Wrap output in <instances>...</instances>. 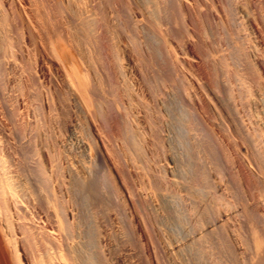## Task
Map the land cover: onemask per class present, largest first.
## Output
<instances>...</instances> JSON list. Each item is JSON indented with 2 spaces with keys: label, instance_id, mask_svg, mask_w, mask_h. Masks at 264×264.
I'll return each mask as SVG.
<instances>
[{
  "label": "bare ground",
  "instance_id": "6f19581e",
  "mask_svg": "<svg viewBox=\"0 0 264 264\" xmlns=\"http://www.w3.org/2000/svg\"><path fill=\"white\" fill-rule=\"evenodd\" d=\"M70 99L80 115L66 119ZM168 113L190 168L186 190L174 188L158 128L156 181L181 200L190 239L187 255L170 252L264 264V0H0V264H160L142 203L157 211V193L142 200L137 161ZM97 157L132 235L118 253L95 218L94 252L76 240L71 192Z\"/></svg>",
  "mask_w": 264,
  "mask_h": 264
},
{
  "label": "rangeland",
  "instance_id": "374dc122",
  "mask_svg": "<svg viewBox=\"0 0 264 264\" xmlns=\"http://www.w3.org/2000/svg\"><path fill=\"white\" fill-rule=\"evenodd\" d=\"M151 42V43H150ZM153 41L152 40H150L149 38H147L146 39V43H147V45H149V46H151V47H149V49L151 48L152 49V46L154 47V42L152 43ZM148 47L146 48V45H145V48L148 50V51H150L149 49H148ZM154 49V48H153ZM152 49V50H153ZM154 51V50H153ZM17 63H20V62H17ZM9 76H11V75H9ZM72 101V102H71ZM71 103V104H70ZM105 105H107V104H105ZM75 107V108H74ZM3 108H4V110H5V105L3 104ZM74 108V109H73ZM77 108V106H75V103H74V101L73 100H69L67 103H66V105H64V110L67 112V114L66 115H64L65 116V118L67 119V115L69 116V114H70V116L68 117V119H71L72 117H75L76 115H80V111L78 110V108ZM151 109V108H150ZM70 110H73V111H71L70 112ZM74 112V113H73ZM76 113V114H75ZM151 113V112H150ZM152 114V113H151ZM73 115V116H72ZM165 117L167 118V121H164L165 123H164V125H162V127L163 128H161V123H159L160 121H156V120H153V123H151V128L153 129V124H154V129H153V131H152V129L149 127V128H147V133L149 134V137L150 138H153L154 139V135H155V133H156V131H157V129H158V131L157 132H160V133H162V134H164V135H166V138L164 137V141H162V144H164V142H165V144L166 145H164L163 146V152L162 153H164V155H165V158L166 157H168L171 161H172V159L175 161V162H173V164H174V166H175V170L177 171H174V180L176 181V183H177V179H179L178 180V185H175L174 186V188H177V187H179V185H180V183H184V186L185 187H183V190L185 189L186 190V186H187V179H188V176H189V171H190V168H189V159L187 158V156H185L186 155V151H185V146L183 145V141L181 140V137L179 136V133H178V131H176L177 130V128H176V126H174L175 125V121H174V119H173V117L171 116V114H167V115H165ZM8 118V117H7ZM100 119H101V117H100ZM172 120V121H171ZM169 121L171 122V123H169ZM156 122V123H155ZM167 122V123H166ZM160 124V125H159ZM170 124V125H169ZM169 125V126H168ZM156 126V127H155ZM157 126H159V127H157ZM170 126H173V127H170ZM167 127V128H166ZM172 128H174V129H172ZM151 131H150V130ZM82 130H83V127L81 128V129H79V131H81L82 132ZM155 131V132H154ZM152 132V133H151ZM175 132V133H174ZM84 134H86V132L84 131ZM148 134H146V136H147V138H146V140L147 141H149V140H152V139H150L149 137H148ZM153 134V135H152ZM169 135V137H171V139L168 137V135ZM151 135V136H150ZM168 137V138H167ZM18 138V139H17ZM17 138H16V143H17V145L19 146V148L21 149V151H20V153H19V159H22V156H21V154L23 153V151H22V148H21V146H22V141H21V139L17 136ZM163 138V137H162ZM161 138V139H162ZM20 139V140H19ZM170 139V140H169ZM156 139H154V140H152L151 142H148L147 143V141H146V143H145V147H147V149H146V155H141L139 158L140 159H145L144 161H143V163H142V160H140L139 158H138V161H137V165H139L138 167H145L146 169L144 170L143 168H142V170L144 171V176H145V182H147L148 184L147 185H145L146 186V190H144V189H139V193H140V195L142 196V200L144 199V197L146 198V196L148 195V194H151L153 191H154V194L156 195V193H157V201H158V204H159V206L158 207H156V210L157 211H155V206L152 204V202L149 200V199H147V200H143V209H145L146 208V211L148 212H146L145 211V213L146 214H148L147 216H149L148 218L151 220V225L150 226H153V227H149V231L151 232V235H152V237H153V239L155 240V242L153 241V245H154V248H155V250L157 251V249L159 248V250L157 251V253H156V255L158 254L159 255V257H158V255H157V257H158V259L159 258H162V259H159V261H160V264L162 263V264H196V261H195V259H194V257H193V255L192 254H189L188 255V257L186 256L187 255V252H186V250H187V244H190V239L186 236L187 235V227H186V220L184 219V217H183V214H182V203H181V200L180 199H178L179 197H178V195H176V194H174L172 191H171V189H166L165 188V186H160V184H158L159 183V180L161 179V182L164 180V178L162 179V177H160V176H158V170H160L159 168H160V166L159 165H161L162 164V161L165 159L163 156H162V153H158L157 155H155L158 151H157V147L158 146H156L157 145V143L155 142V144H154V141H155ZM166 141H168L167 143H166ZM170 141H172V143L170 142ZM181 141V142H180ZM153 142V143H152ZM182 143V144H181ZM174 144H176V146L174 145ZM169 145H173V146H169ZM181 145H183V146H181ZM167 146V147H166ZM168 146H169V148L170 149H167L168 148ZM180 146V147H179ZM165 147H166V149H165ZM182 147V148H181ZM149 148H151V150L149 149ZM173 148H174V150H173ZM184 148V149H183ZM166 150H167V152L168 153H166ZM154 151V152H153ZM156 151V152H155ZM174 151V152H173ZM176 151H178V152H176ZM184 151H185V153H184ZM151 152H153L152 154H150ZM181 154H180V153ZM166 153V154H165ZM161 154V155H160ZM171 154V155H170ZM148 155H152V156H148ZM167 155V156H166ZM174 155V156H173ZM127 156V158H125ZM150 157V158H149ZM157 158L158 160V163L159 164H157V161H154V163H152L153 162V160H152V158ZM159 157H161V158H159ZM179 157V158H178ZM182 157V158H181ZM124 161L126 162L125 164H127V165H130L131 164V160L129 159L130 157H129V155H124ZM125 159H127V160H125ZM148 160V161H147ZM146 161V162H145ZM152 161V162H151ZM178 161V162H177ZM181 161V162H180ZM186 161H188V162H186ZM142 164H141V163ZM186 162V163H185ZM161 163V164H160ZM179 163H183V164H179ZM96 164V166H94ZM150 164H152V165H150ZM153 164H157V167L154 165V167H153ZM179 164V165H178ZM148 167H147V166ZM91 167V172H93V173H91L90 172V169H88V168H85V167H82L81 169H80V176H78L77 178H76V184H75V186H74V188L72 189V196H70V197H72V207L73 208H75V211H78V213L76 212V215H77V218H76V228H77V232H76V237H79V238H81L82 236V239H79V238H76V240L77 241H79V243L84 247V249L86 248V249H88V250H86V251H89L90 253L93 251L94 252V250H93V248L91 247L92 245H91V243H89V237L90 236H88V235H90V231H91V226H92V220H93V218H95V220L97 221V222H99L100 224H101V226H102V228H106L110 233H111V235H110V248L112 249L111 251L113 252V253H118L119 252V250L121 249V245H123V244H125V238H126V240H127V244H128V241L130 240V244L131 245H133V240H132V235L130 234L129 235V231H128V226H127V222H128V219H127V217H126V214L123 212V210L121 209V208H119L117 205V207L118 208H115L114 206V204H115V202H114V199L112 200V199H110V198H112L111 196H113L112 195V190H111V188H110V185H109V181H107L108 180V178H107V176H106V174H104L103 172H105V170H104V163H103V159L102 158H96V160L92 163V165L90 166ZM159 167V168H158ZM184 168V169H181V168ZM85 168V169H84ZM155 168H156V170H155ZM177 168H180L179 170H180V172L177 170ZM95 169V170H94ZM153 172L154 170V173H152V172H149L150 170ZM154 169V170H153ZM88 172H87V171ZM97 170V171H96ZM99 170V171H98ZM101 170V171H100ZM189 170V171H188ZM184 171H187V173H185ZM89 172H90V174L91 175H88L89 174ZM95 172V173H94ZM103 173V174H101V173ZM156 172V173H155ZM84 173H86V174H84ZM148 173H150V174H148ZM93 174V175H92ZM98 174V175H97ZM145 174H148L147 176H150L149 178H151V179H148V177H146V175ZM151 174H153V175H151ZM84 175V176H83ZM155 175V176H154ZM175 175H176V177H175ZM104 176H105V179H104ZM153 177V179H152V177ZM88 177V178H87ZM98 177V178H97ZM156 177H157V179H156ZM177 178V179H176ZM182 178V179H181ZM87 179H89V180H87ZM104 179V180H103ZM107 179V180H106ZM148 179V180H147ZM155 179V180H154ZM159 179V180H158ZM86 180V181H85ZM100 180H102L101 182L103 183V182H105V183H103L104 184V186H106L105 188H104V186L102 185V183L100 182L99 183V181ZM149 180L151 181V182H149ZM156 180H158V183H157V181ZM184 180V181H183ZM86 183H85V182ZM155 183H154V182ZM183 181V182H182ZM79 183V184H78ZM96 184V185H95ZM101 184V185H100ZM157 184V185H156ZM154 185V186H153ZM148 186V187H147ZM153 186V187H152ZM87 187V188H86ZM141 187V186H140ZM139 188V187H138ZM108 189V190H107ZM164 189H166L165 191H164ZM141 190V191H140ZM148 190L151 192H149L148 193ZM161 190V191H160ZM184 190V191H185ZM157 191H159V193L157 192ZM143 192V193H142ZM146 192V193H145ZM156 192V193H155ZM161 192H163V193H161ZM71 193L69 194V195H71ZM161 193V194H160ZM37 194H39V193H35V195H36V197H37ZM101 194V195H100ZM106 194H108L107 196H106ZM160 194V195H159ZM162 194H163V196H162ZM44 195V194H43ZM43 195H42V197H43ZM104 195V196H103ZM165 195V196H164ZM166 195H169L168 197L166 196ZM172 195V196H171ZM39 196H40V194H39ZM45 196V195H44ZM74 196V197H73ZM110 196V198H108ZM161 196H162V199H161ZM173 196H174V199L175 200H173V199H169V198H173ZM41 197V196H40ZM41 197V198H42ZM93 199H92V198ZM105 197H107V198H105ZM148 197V196H147ZM165 197V198H164ZM168 199H167V198ZM41 198H39L38 199V197L36 198L37 200H40ZM73 198H75L74 200H73ZM80 198V199H79ZM98 198V200H96ZM160 198V199H159ZM159 199V200H158ZM112 200V201H111ZM75 203H74V202ZM93 201V202H92ZM94 201H96V202H94ZM99 201V202H98ZM101 201H103V202H101ZM159 201H160V203H159ZM176 201V202H175ZM90 202V203H89ZM105 202V203H104ZM175 202V203H174ZM73 203L75 204V206L73 205ZM95 203V204H94ZM100 203V206L98 205V204ZM109 203V204H108ZM148 203V204H147ZM102 204V205H101ZM105 204V205H104ZM109 205V207H110V209L108 208V205ZM152 206H151V205ZM179 204H180V206H179ZM165 207H164V206ZM103 206H105V207H103ZM179 206V207H178ZM161 207H163L164 209H160V210H162V211H160L159 210V208H161ZM166 208V209H165ZM96 210L97 209V212L96 211H91V210ZM148 209H150V211L148 210ZM83 210V211H82ZM100 210V211H99ZM112 212H111V211ZM119 210H120V212H119ZM158 210L160 211V212H158ZM91 211V212H90ZM117 211V212H116ZM104 212V213H103ZM114 212V213H113ZM153 212V213H152ZM158 212V213H157ZM97 213V215H95ZM100 213H101V215H102V217L100 216ZM106 213H108V216H107V214ZM116 214V215H115ZM118 214V215H117ZM121 214V215H120ZM144 214V213H143ZM155 214V215H154ZM79 215H80V217H79ZM90 215V216H89ZM93 215H95V216H93ZM180 215H182V216H180ZM98 216H100V217H98ZM112 216H113V219H112ZM115 216V217H114ZM116 216H118L119 218H121V216H123V218H121V219H119L118 217L116 218ZM168 216V217H167ZM180 217L183 219V220H180ZM90 218V219H89ZM105 218V219H104ZM106 218H107V220H106ZM109 219H112L113 220V222H115V224L114 223H112L111 222V220H110V222H108V220ZM119 219V220H118ZM101 220V221H100ZM117 221H119V224H118V222ZM179 221V222H178ZM183 221V222H182ZM95 222V221H94ZM102 222H103V225H102ZM87 223V224H86ZM182 223V224H181ZM183 223H184V225H183ZM78 224H80L82 227H80V225L78 226ZM105 224V225H104ZM108 224H109V226H108ZM119 226V225H121V226H119V227H117V225ZM123 224H124V226H123ZM158 224V225H157ZM106 225L108 226V227H106ZM113 225V226H112ZM125 225H126V227H125ZM116 226V227H115ZM123 226V228H121ZM159 226V227H158ZM163 226V227H162ZM111 228H113V229H111ZM120 228V229H119ZM124 228H126V230L124 229ZM160 228H161V230H160ZM78 229H81V230H79L80 231V234H79V231H78ZM122 229V230H121ZM124 229V230H123ZM124 231H126V233L124 232ZM158 231H159V233H158ZM162 231V232H161ZM166 231V232H165ZM82 232V233H81ZM119 232V233H118ZM121 232V233H120ZM168 232V233H167ZM162 235H161V234ZM167 233V234H166ZM172 233V234H171ZM120 234V235H119ZM163 234H166V235H169V236H165V235H163ZM185 234V235H184ZM82 235V236H81ZM86 235V236H85ZM115 235V236H114ZM121 236V238H119V236ZM127 235V236H126ZM156 235V236H155ZM170 235H172L171 237H176V239H172L171 237H170ZM177 235V236H176ZM178 235H179V237H178ZM180 235L182 236L181 238H183V239H185V240H183V239H181L180 238ZM118 236V237H117ZM116 237V238H115ZM123 237V238H122ZM160 237V238H159ZM165 237V238H164ZM168 237H170V238H168ZM85 238V239H84ZM87 238V239H86ZM118 238V239H117ZM129 238V239H128ZM167 238V239H166ZM177 238H178V240H179V242H176V241H178L177 240ZM189 240H188V239ZM114 239H117L116 241H117V245H114L115 244V240ZM152 239V240H153ZM164 239V240H163ZM165 239H166V241H165ZM81 240V241H80ZM87 240V241H86ZM122 240V241H121ZM157 240V241H156ZM84 241V242H83ZM111 241H115V242H111ZM186 241V242H185ZM89 244H88V243ZM132 242V243H131ZM171 244H169V243ZM175 242V243H174ZM184 242H185V244H186V246H185V244H184ZM87 243V244H86ZM166 244V245H165ZM168 244V245H167ZM181 244H183L184 245V247H185V254L186 255H182V252L180 253V252H178V254L176 253H171L170 252V250H171V246H172V248L173 247H175V246H177V245H180L181 246ZM119 245H120V247H119ZM183 245H182V248H183ZM81 246V247H82ZM86 246V247H85ZM118 246V247H117ZM170 246V247H169ZM88 247V248H87ZM115 247V248H114ZM162 247V250L160 249ZM168 247V248H167ZM90 249V250H89ZM113 249H117V252L115 251V250H113ZM168 249V250H167ZM88 252V253H89ZM164 254H163V253ZM170 255V256H169ZM172 255V256H171ZM162 256V257H161ZM175 256V257H174ZM182 256H184L183 258H182ZM179 257V258H178ZM186 258H187V260H186ZM165 259V260H164ZM191 259H193V260H191ZM161 260H163L162 262H161ZM166 260H169V262H167ZM173 260V261H172ZM180 260V261H179ZM181 260L183 261V262H181ZM188 261H190V262H188ZM195 263H194V262ZM181 262V263H180Z\"/></svg>",
  "mask_w": 264,
  "mask_h": 264
}]
</instances>
